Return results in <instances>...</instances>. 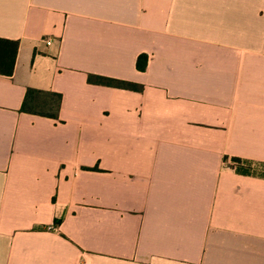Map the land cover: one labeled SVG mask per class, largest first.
Masks as SVG:
<instances>
[{"label": "crops", "instance_id": "1", "mask_svg": "<svg viewBox=\"0 0 264 264\" xmlns=\"http://www.w3.org/2000/svg\"><path fill=\"white\" fill-rule=\"evenodd\" d=\"M0 37V264H264V174L227 163L264 162V0H0Z\"/></svg>", "mask_w": 264, "mask_h": 264}, {"label": "trees", "instance_id": "2", "mask_svg": "<svg viewBox=\"0 0 264 264\" xmlns=\"http://www.w3.org/2000/svg\"><path fill=\"white\" fill-rule=\"evenodd\" d=\"M18 50V41L0 37V74L11 75ZM147 63V55L140 54L136 60V67L144 70ZM87 80L91 83L139 90L140 86L125 80L104 77L100 75H88ZM61 100L59 93L27 88L21 104V111L56 118ZM231 162L235 165V171L241 174H264V162H256L232 157Z\"/></svg>", "mask_w": 264, "mask_h": 264}, {"label": "built area", "instance_id": "3", "mask_svg": "<svg viewBox=\"0 0 264 264\" xmlns=\"http://www.w3.org/2000/svg\"><path fill=\"white\" fill-rule=\"evenodd\" d=\"M46 43H48V44H49V43H50V40H49V39H46ZM232 164H234V163H232Z\"/></svg>", "mask_w": 264, "mask_h": 264}, {"label": "rangeland", "instance_id": "4", "mask_svg": "<svg viewBox=\"0 0 264 264\" xmlns=\"http://www.w3.org/2000/svg\"><path fill=\"white\" fill-rule=\"evenodd\" d=\"M227 163H228L229 165H231V164H232V162H231L230 160H228V161H227Z\"/></svg>", "mask_w": 264, "mask_h": 264}]
</instances>
